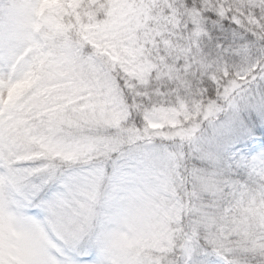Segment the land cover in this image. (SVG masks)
Instances as JSON below:
<instances>
[{"label":"snow or ice","instance_id":"1","mask_svg":"<svg viewBox=\"0 0 264 264\" xmlns=\"http://www.w3.org/2000/svg\"><path fill=\"white\" fill-rule=\"evenodd\" d=\"M0 264H264V0L0 11Z\"/></svg>","mask_w":264,"mask_h":264},{"label":"clouds","instance_id":"2","mask_svg":"<svg viewBox=\"0 0 264 264\" xmlns=\"http://www.w3.org/2000/svg\"><path fill=\"white\" fill-rule=\"evenodd\" d=\"M15 0H0V11H6L9 8L13 7Z\"/></svg>","mask_w":264,"mask_h":264}]
</instances>
